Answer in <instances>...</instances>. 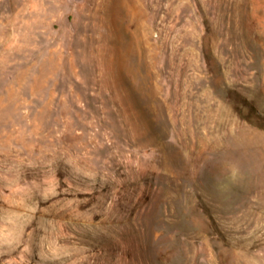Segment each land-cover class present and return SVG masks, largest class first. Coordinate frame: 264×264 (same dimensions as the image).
<instances>
[{
  "label": "rangeland",
  "instance_id": "374dc122",
  "mask_svg": "<svg viewBox=\"0 0 264 264\" xmlns=\"http://www.w3.org/2000/svg\"><path fill=\"white\" fill-rule=\"evenodd\" d=\"M0 264H264V0H0Z\"/></svg>",
  "mask_w": 264,
  "mask_h": 264
}]
</instances>
